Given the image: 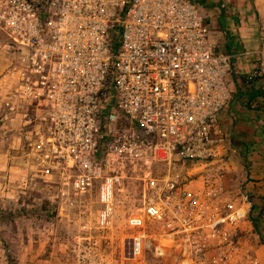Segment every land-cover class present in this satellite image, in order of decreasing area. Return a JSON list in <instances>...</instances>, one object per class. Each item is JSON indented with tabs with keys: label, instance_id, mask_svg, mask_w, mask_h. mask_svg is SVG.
Listing matches in <instances>:
<instances>
[{
	"label": "built area",
	"instance_id": "1",
	"mask_svg": "<svg viewBox=\"0 0 264 264\" xmlns=\"http://www.w3.org/2000/svg\"><path fill=\"white\" fill-rule=\"evenodd\" d=\"M56 1L62 5L57 31L22 29L13 39L27 44L35 38L27 47L17 46L24 77L16 91L34 104L36 116L59 121L51 150L74 169L64 184L85 193L97 182V221L107 227L114 187L123 177L119 169L142 166L139 178L159 200L144 199L140 209L163 223L169 239L184 234L189 240L205 227L216 233L231 225L241 216L239 208L226 203L225 216L200 222L206 201L190 191L187 178L172 174L175 166L217 161L224 139L221 114L237 93L234 63L240 53L216 46L203 5L196 0ZM65 5L74 7L71 14L64 13ZM258 36L247 79L252 83L264 80V17ZM158 165L167 166L168 173L157 176L153 167ZM210 188L204 195L213 194ZM128 222L141 226L143 216ZM140 251L138 234L133 254Z\"/></svg>",
	"mask_w": 264,
	"mask_h": 264
},
{
	"label": "rangeland",
	"instance_id": "2",
	"mask_svg": "<svg viewBox=\"0 0 264 264\" xmlns=\"http://www.w3.org/2000/svg\"><path fill=\"white\" fill-rule=\"evenodd\" d=\"M196 1L203 5L216 46L236 39L234 49L240 51L234 63L240 78L236 98L247 112L239 115L242 129H232L231 114L216 162L175 166L172 174L187 178L190 191L206 201L208 211L200 222L225 216L226 203L239 208L241 216L216 233L205 227L189 240L184 234L169 239L163 223L140 209L144 199L159 200L139 178L144 167L126 165L119 169L123 177L114 187L111 223L101 227L98 183L85 193L64 184L74 169L51 150L59 121L36 116L34 104L16 91L24 77L17 46L27 47L35 38L17 44L13 36L22 29L57 31L62 5L56 0H0V264H215L214 256L222 257L219 264H264V87L260 85L262 93L252 97V87L245 82L252 69V3ZM260 1L263 18L264 0ZM73 8L65 5L64 13L71 14ZM243 40L246 43L239 47ZM254 121L257 129H252ZM153 168L157 176L168 173L167 166ZM209 187L213 194L204 195ZM61 189L67 193L61 194ZM138 215L143 216V225L131 226L128 219ZM138 234L141 251L131 255Z\"/></svg>",
	"mask_w": 264,
	"mask_h": 264
},
{
	"label": "crops",
	"instance_id": "3",
	"mask_svg": "<svg viewBox=\"0 0 264 264\" xmlns=\"http://www.w3.org/2000/svg\"><path fill=\"white\" fill-rule=\"evenodd\" d=\"M251 3H252V12L253 13V17H252V22H254V30L252 31V36H253V42H252V49L256 48L257 45H258V40H259V36H258V23L260 21V18H262V16L260 17L261 12H262V9L260 8V5L262 4V2L259 0H251ZM208 10V9H207ZM209 11V10H208ZM242 29L240 27H238V31H239V34L240 36L242 37ZM225 31V30H224ZM234 31V30H233ZM224 33V36H225V32ZM226 35H228V33H226ZM221 42V41H220ZM230 41H224V43H220L222 44V48H220L218 45V48L223 50V51H234V52H240L239 50L237 49H234L235 48V44H236V39H234V43H229ZM239 43V47L240 46H243L242 43H246L245 40H243L242 42L241 41H238ZM247 45H245L246 47ZM237 50V51H236ZM238 62V61H237ZM239 67V66H238ZM237 76V75H236ZM245 82L247 83V86L248 87H252V97H254L257 93H262L261 90H259V86L261 85L262 87H264V80H260V81H257V82H254L252 83V81H247L245 80ZM237 94L235 95V98L233 99V101L231 102L229 108L225 111L222 112L221 114V125L223 127V129H227L228 126H229V120L231 122V114L235 115L233 118L235 119V124L234 125H231V127L233 126L232 129H242V125L244 124L242 122V118L239 116V115H245L247 111H244V107H242L240 104H239V101L238 99L236 98V96L238 95V92L240 91L239 87H240V78L237 77ZM256 112L255 109L252 110V117H256V116H253V113ZM264 114V113H263ZM239 117V118H238ZM257 122L254 121L252 122V129H257Z\"/></svg>",
	"mask_w": 264,
	"mask_h": 264
},
{
	"label": "water",
	"instance_id": "4",
	"mask_svg": "<svg viewBox=\"0 0 264 264\" xmlns=\"http://www.w3.org/2000/svg\"><path fill=\"white\" fill-rule=\"evenodd\" d=\"M132 253H133V250L131 249V255H132Z\"/></svg>",
	"mask_w": 264,
	"mask_h": 264
},
{
	"label": "trees",
	"instance_id": "5",
	"mask_svg": "<svg viewBox=\"0 0 264 264\" xmlns=\"http://www.w3.org/2000/svg\"><path fill=\"white\" fill-rule=\"evenodd\" d=\"M259 233V232H258ZM260 234V233H259Z\"/></svg>",
	"mask_w": 264,
	"mask_h": 264
}]
</instances>
